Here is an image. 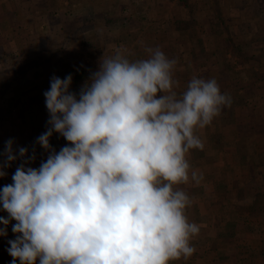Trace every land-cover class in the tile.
Listing matches in <instances>:
<instances>
[{
    "label": "clouds",
    "instance_id": "obj_1",
    "mask_svg": "<svg viewBox=\"0 0 264 264\" xmlns=\"http://www.w3.org/2000/svg\"><path fill=\"white\" fill-rule=\"evenodd\" d=\"M101 58L79 93L72 76L51 77L44 92L49 127L36 142L49 155L39 168L28 149L5 142L0 177L18 158L12 183L0 190V237L11 221V264H170L195 252L200 226L186 212L194 201L180 185L200 184L191 150L198 134L230 107L215 78L192 76L178 93L176 59L145 46ZM53 133L68 144L59 152Z\"/></svg>",
    "mask_w": 264,
    "mask_h": 264
},
{
    "label": "crops",
    "instance_id": "obj_2",
    "mask_svg": "<svg viewBox=\"0 0 264 264\" xmlns=\"http://www.w3.org/2000/svg\"><path fill=\"white\" fill-rule=\"evenodd\" d=\"M123 1L115 0L113 5L103 7V0H0V16L6 13H8L9 18L11 16V20L6 23V26H2V23H0V42L3 43V38L10 35L8 32L12 33L15 29L27 27L23 23H19L15 26L13 25L14 23H12V18H14V15H12L13 13H17V15L23 14L24 18L22 20H31L33 24H35L36 32L34 33L38 36H41V34L45 32V29H47V31L50 30L48 21H45L47 19L53 20L54 24L53 26L51 25V31H54V38H52L53 43L52 46H50V52H53V50H56V41L54 40L64 37L67 31L71 32L68 16L72 13L73 15L75 14L77 22L83 25L79 32H72L71 37L73 39H78L79 36L87 38L90 46L87 47L88 49L82 50L81 45L74 41L72 44L69 43L65 47L66 53H70L71 57L75 60L84 61L86 65H92L93 70H98L99 62L103 56L105 58L113 56L117 48L123 47L129 49L132 53L129 58L132 60L142 59L145 56L143 55L145 54L144 47H151L152 45H156L157 42L159 46L167 44L172 45L177 52L176 55L180 56L177 59V68H187V70H189L188 68H194L196 70L195 74H198V70H209L212 78H215L217 81L219 79L220 82L226 81L228 85L227 89L229 91H236L237 97L236 99L231 97V106L226 107L227 110H224L222 121L218 122V126L222 131L226 129V133L223 131V135H221L223 137L225 134V140H221L214 144L217 149L209 152L205 148V145L209 144L206 142L208 138L207 134L204 132L206 130H199L198 134L204 141V148L203 150H199L201 151L200 160L198 162L200 165L195 169L203 174V179L198 185L193 182L179 186L186 191L194 201L193 205L188 208L186 212L190 222H195L199 226H206V228H202L198 236L192 241L196 248V252L187 260L182 258L178 261H172L170 264H264V260L262 261V259L251 255L252 250L242 253L241 250L246 251V247L240 245L241 243L235 241L231 243L227 238H220L216 235L217 232H215V230L217 229L215 227L218 226L219 216H221L223 211L219 205L220 201L216 202L213 199V204L210 203L212 199L207 200L213 196L214 193L213 197L238 196V201L241 203L244 202L243 206L251 205L253 198L251 192H244L243 196L240 191L235 188V190L232 191L228 189L227 191L219 192L217 191L218 182H229L230 187L238 182L240 183L239 186L245 187L249 185V181H251L249 175H243V172H249L247 169L243 168L246 163H256L257 160L264 163V29H262L264 24V0H215L217 4L216 11H220L218 19L221 23L223 22L226 24L224 29L226 27H236L237 29L235 31L225 29L229 31L227 37L229 34L233 36V43L238 46L237 51H241L238 54L242 59V68L234 66L233 70L230 68L232 64L235 63L232 62L231 59H227V57V60L222 61L223 56L218 53L219 40L215 39L218 38V30L220 29V24L218 23H213V27L216 25L214 31L205 26H200V30L195 32L192 37L189 33L183 35L184 32L182 33L175 28V24L173 26L170 25L168 28L170 30L173 28L170 39L160 38L161 34L157 30L159 27L152 23L157 19L154 17L156 14L160 15L163 13L164 10L169 11L174 4H177L176 0L165 1L167 5H171L167 9L166 6L159 10L153 9L152 6H147L152 0H143L144 3L141 5L147 6L148 9L142 10L138 15H136V13H131L135 21L138 22L134 25L131 22L132 19L130 15L125 18L130 24L127 25V23H125V27L123 28H130L133 37L131 43L127 40L124 41V39H118L120 41L116 43L111 42L113 39L107 35L105 29L111 19L120 18L118 17L120 14H118L119 12L117 9L120 8V11H128L127 6L129 4L136 6L137 3H141L139 0H128V2L122 6L121 2L124 4ZM194 1L195 0H189L191 4V7H189L191 9L192 6H195ZM50 5L54 7L49 15L47 8ZM203 5L204 3L202 7ZM231 5L241 6L243 11L242 14H237L233 19L227 16L226 13L231 9V7H227ZM30 8L31 12L28 11ZM169 13L172 19L183 18L182 16H173L171 11H169ZM211 13L214 14L215 9ZM192 17L194 16L189 15L187 18ZM211 20H213V18H211ZM143 22H147V24ZM232 22H237V26L233 27V24H231ZM164 26L162 27L166 28V25ZM243 27L246 28V30L240 31ZM204 33L212 37V48L209 46V50L212 49L216 54H212V51H209L210 55L203 56L208 52L207 44L204 43V37L202 38ZM198 36L201 40L200 43H197ZM127 37L123 36V38ZM36 41L39 43L38 38H35V42ZM224 45H226L225 47L223 46L225 50L228 47L227 39ZM258 46L260 48L259 50L257 49ZM37 48L41 49L40 45H38ZM77 53L78 57H76ZM89 54H92L97 60L93 61V57H89ZM228 55L232 54L228 53ZM249 56H251L252 59ZM212 62H216V64H214L215 67L218 64V77L211 73L208 64ZM241 69H245L246 71ZM54 75L57 76V73H53L49 76L50 79L46 73L39 75V77L45 76L44 83H48L46 85L50 88V80ZM32 79L37 80V77ZM33 83L35 84V82ZM19 95L21 96V101H24V103L18 108V113L23 115L25 127H23V135L17 138L15 145L19 142L20 145L27 148L28 157H31L33 154L35 155V160L28 163L26 166L39 168L41 162L46 161L49 155V153L36 142L37 137L44 133L49 127L47 123L49 113L45 105V96L38 88L21 92ZM27 101H38L39 103L38 105L35 103L29 105L26 103ZM235 117L238 118L237 122L240 123L241 126L238 123H234ZM30 119L34 120L37 125V130L34 132H28L27 130ZM250 121L256 124L250 127L248 125ZM238 127H240V129H238ZM55 138L56 137H51L49 143L55 151L59 152L68 142L61 135L58 137L59 139L56 140ZM14 148L17 150L18 154L19 147L14 146ZM203 152L206 158L201 157L203 156ZM23 162L22 159L18 158L11 163L7 174L8 183H12V175L16 168ZM256 174L258 175L260 172L257 171ZM200 186L203 187V193L201 194L197 191L195 192V190H200ZM0 190H2V188H0ZM263 204L264 203H261L262 206H264ZM0 209V217L8 218L5 215L6 212L2 210V205H0ZM246 212L247 211H245L244 214H246ZM212 216H215V219L218 217V221L216 222ZM197 220H200V222H197ZM0 227H3V225L0 224ZM11 228L12 225L10 223L7 226V236L0 237V261H2V264H11L13 259L7 251L10 247L8 241L15 239L16 236V234L11 232ZM232 246L234 247L232 248ZM254 254L257 255L259 253L254 252ZM17 264H19V261H17Z\"/></svg>",
    "mask_w": 264,
    "mask_h": 264
},
{
    "label": "trees",
    "instance_id": "obj_3",
    "mask_svg": "<svg viewBox=\"0 0 264 264\" xmlns=\"http://www.w3.org/2000/svg\"><path fill=\"white\" fill-rule=\"evenodd\" d=\"M181 2H187L188 6L191 7V4L187 1V0H180ZM54 6L50 5L47 8V12H49V15L51 14V11L53 9ZM56 7V5H55ZM193 7V6H192ZM12 15H14V18H12V23H14L13 25H18L24 18V15H17V13H13ZM11 18V16H10ZM8 16V13L4 14L3 16H0V23H2V26H6L7 22H10V19ZM68 19L70 21V26H71V32L67 31L64 34V37H61L60 39H55L54 41H56L55 46H56V50H53V52H50L49 50H45L46 48H33L30 51H26V54H23L22 56V63H21V67L19 68L20 71L18 72V66H14L15 68H13L12 72L14 75L13 78H20V80L22 81L21 84L23 85L25 81L31 80L34 77H38L39 75H43L44 73L47 74V76H51L53 73H57V76L60 77L61 79H63L65 76H67L68 74H71L72 76V85L70 88V91L75 92V93H79L82 85L89 79L91 73L93 72V66L92 65H86L84 61H78V60H71L68 59V56L70 53H66V46L70 43L72 44L74 41H76L78 44L81 45L82 50L84 49H88L87 47L90 46V43L88 41L87 38H83L82 36H79L78 39H73L72 36V32H79V30L82 29V23L77 22V19L75 17V14L73 15L71 13V15L69 14ZM175 24V28H177L179 31H181L183 33V35L189 33V35L192 37L194 36V33L199 31L200 27L198 25V21L196 20L195 17L192 18H179L178 20H173L172 21V26ZM250 24V23H248ZM261 24V23H260ZM257 26L259 27V25L257 24ZM165 27V26H164ZM164 27H159L157 28V30L160 32V38L162 39H170L171 36V32L173 30H170L167 26L166 28ZM189 28V29H188ZM197 28V29H196ZM264 29V24H263V28ZM126 37V36H125ZM204 37V43L207 44V50L208 52H206L203 56H207L210 55V52L212 54H216L215 51H213L212 49L209 50V46L210 48H212V37L208 34H203L202 38ZM124 40L126 38H123ZM228 41V47L224 50V55L227 57L228 53H231L233 57H239L240 52L237 51L238 46L236 44L233 43V36L231 34L228 35V37L226 38ZM46 43V40L44 38L43 40ZM39 42H41V40L39 39ZM201 40L199 38V36L197 37V43H200ZM32 43H34V41H32ZM41 44V43H40ZM171 44H167L164 46H159L156 42V45H152L151 47H156L159 46L162 51L165 52V54L170 58V59H177L180 56H177V52L175 51V49L172 47ZM257 49L259 50V46L257 47ZM210 51V52H209ZM214 52V53H213ZM8 53L10 54L9 56H12L13 53H15L14 51L12 52H4L1 48H0V61H2L5 57L8 56ZM6 54V55H5ZM35 55V59L31 60V56ZM144 58H146V54ZM71 56V54H70ZM93 57L92 54H89V57ZM202 56V57H203ZM72 58V57H71ZM8 59L9 58H5ZM97 60V58L95 59L93 57V61ZM30 62H32V64H30ZM178 66V65H177ZM236 66L235 64H232L231 68L233 70V67ZM41 69V70H40ZM189 70H187V68H177L175 67L174 70V79H176L179 82V87H177L175 90L178 93L183 92L186 87L187 84L189 82V80L192 78V76H197V77H202L205 79H210L212 78L210 75L209 70H198L197 73L195 74V69L192 68H188ZM40 72H37V71ZM46 70V72H45ZM50 79V77H49ZM29 82V81H28ZM220 85L221 91L224 93H228L230 94L231 97H233L234 99H236L237 97V92L236 91H229L228 85L226 81H217ZM30 83V82H29ZM20 84V85H21ZM48 84V83H46ZM45 83H43L41 86H36V88H38L41 93H44L45 91H47L49 89V87L46 85ZM35 84L32 85V89H34L35 87H33ZM33 101V100H32ZM32 101H27L26 103L29 105H33V103L38 105V101L32 102ZM24 103V101L22 102ZM21 103V104H22ZM36 105V107H37ZM42 108V107H41ZM227 110V108L225 107L220 116L216 117L212 124L209 126H206L204 131L207 134V141L209 144L205 145V148L207 149V151L211 152L212 150L217 149L214 144H216L217 142L221 141V140H225V134L222 137L221 135H223V131L224 133H226V129H223V131L221 130V128L218 126V122H221L223 119V113ZM225 110V111H224ZM19 116L15 117L14 120H12L11 125L13 128V135L12 137L17 140V138L19 136L23 135V127H25V122L23 121L24 117L23 115H21V113L19 114ZM225 118V117H224ZM33 119V117H32ZM238 118L235 117L234 118V123H238L237 120ZM33 121V120H32ZM249 126L252 127V125L256 124L253 121L248 122ZM240 126L241 124L238 123ZM248 127V126H247ZM249 127V128H250ZM220 129V130H219ZM238 129H240V127H238ZM28 132L32 131H36V127L31 126V124L29 123L28 126ZM33 134V133H31ZM60 135L58 133H53L52 137H56L55 139H59ZM200 152L199 150H191L189 156L187 157L192 168L195 169L198 165H200L198 162L200 160ZM197 154V155H196ZM199 155V156H198ZM202 158H206L205 153L203 152V156H201ZM264 163L257 160L256 163H246L245 169H247V171L249 172H243V175H249V178L251 179L250 184L245 186V187H241L239 186L240 183L236 182L235 184H233L231 187L229 185V182H218V186H217V191L221 192V191H227L229 189V191L231 190H239L240 193L242 194V196L244 195L243 193H247V192H251L253 196L252 198V204L249 206H243L244 202L241 203L240 201H238V196H232V197H221V196H211L209 199L207 200H211L210 203H213V199L217 202L220 201V206L222 208L223 213L221 214V216H219V221H218V217L215 219V216H212L213 219L217 222L218 221V226H216L215 228L217 230H215V232H217V236L220 238H227L228 241L230 240L231 243H233L234 241L237 243H241L240 245H244L246 247V251L241 250L242 253L247 252L248 250H252L251 255L253 257H258L260 259H262V261L264 260V206L261 205V203H264ZM259 171L260 174H256V172ZM8 172H9V167H8ZM236 180V179H235ZM200 190H195V192L197 191L198 193H203V187L200 186ZM235 188V189H234ZM214 204V203H213ZM264 205V204H263ZM226 209V210H225ZM225 210V211H224ZM245 211L247 212L246 214ZM197 222H200V220H197ZM213 226V225H212ZM202 228H206V226H200V230ZM11 232H12V228H11ZM13 233V232H12ZM202 247V246H201ZM234 246H232L233 248ZM254 252H258L259 254L255 255ZM241 253V254H242Z\"/></svg>",
    "mask_w": 264,
    "mask_h": 264
},
{
    "label": "rangeland",
    "instance_id": "obj_4",
    "mask_svg": "<svg viewBox=\"0 0 264 264\" xmlns=\"http://www.w3.org/2000/svg\"><path fill=\"white\" fill-rule=\"evenodd\" d=\"M115 0H103V7L106 6L108 7L109 5H113ZM120 1V0H117ZM123 1V0H122ZM131 1V0H130ZM141 3H137L136 6H132L131 4H129L128 7V11H120V8L117 9V11L119 12L118 14H120L118 17L120 18H113L111 19L110 22H108V26H106L105 31L107 32V35L111 37V39H113V41L116 43L117 41H120L118 39H123V36L128 35V37L124 40V41H128L129 43H131L132 40V34H131V30L129 27L127 28H123L125 27L124 24L127 23L130 24V22H127L125 18H127V16H131V22L135 25L138 21H135L134 16L131 15V13H136V15H138L139 12H141L142 10H147V6H152L153 9L155 10H159V9H163L166 6V9L169 8V5H167L165 3V1H172V0H152L151 3H149L147 6L145 5H141L144 3L143 0H139ZM188 1V0H187ZM124 4L121 2L122 6H124L128 0H124L123 1ZM177 4H174L173 7L169 10L171 11V14L173 16H182L183 19H187V17L189 15H193L196 20L198 21V25L199 26H205L206 28H210L211 30L214 31V28L216 27V25L213 27V23H218L220 24V29L218 30V39L219 40V47H218V53L222 54V61L223 60H227L229 58V60L231 59L232 62L235 63L236 67L238 68H242V64L241 63L242 59L240 57H233L232 55H228L227 59L226 56L224 55V47L226 45H224V42L226 40L227 34L229 33V31H235L237 30L236 27L235 28H228L226 27L225 30L224 26L226 24H224L223 22L221 23L218 19V15L220 14V11L217 12V4L215 0H195V6L192 7V9L188 6V3L186 2H181L180 0H176ZM189 2V1H188ZM204 3L203 7L202 4ZM102 5V4H101ZM139 6V9H138ZM114 7V6H113ZM117 7V6H116ZM229 12L226 13L227 16H229L231 19H233L235 16H237V14H242V8L241 6L238 5H231L227 8H230ZM238 8V9H237ZM215 9V13H211L213 10ZM29 12H31V8L28 10ZM169 11L164 10L163 13H161L160 15H157L154 18H157L155 22H152L155 26L158 27H162L164 25H166L167 27H170V25L172 26V21L173 20H178V19H172V17L170 16ZM133 16V17H132ZM49 18V16H48ZM52 18V17H51ZM211 18H213V20H211ZM172 19V20H171ZM215 20V21H214ZM49 23V27L50 30L47 31V29H45V32H43L41 34V36L36 35V30H35V24H33V22L30 21H21L20 23H23L25 26H27L26 28L23 29H15L13 30L12 33L7 37H4L3 40L4 42L1 43L0 42V48L4 51V52H12L14 51L15 53L12 54V56H9L10 54L8 53V56L5 58H9L8 59H3L2 61H0V153L4 152L5 149V142L8 141L10 138L13 139L14 141H16L12 135H13V128L11 125L12 120L15 119V117L19 116L18 115V108L21 106V96L19 95V93L21 92H25V91H30L32 90V85L34 84L33 82H35V85L33 87L36 88V86H41L44 81H45V76H38L37 80H29L25 81L24 84H21V80L20 78H13L15 74L11 73L13 68H15L14 66H18V72L20 71L19 68L21 67V63L23 61L22 56L23 54H26V51H30L33 48H37L38 45H40L41 48H46L45 50H49L50 46H52L53 43V33L54 31H51V25L53 26L54 22L53 20H49L47 19L45 22ZM129 21V19H128ZM144 24H147V22H143ZM230 24V23H229ZM231 24H233L234 26H237V22H232ZM133 27V26H131ZM30 28V29H29ZM201 28V27H198ZM246 28H242L240 29V31H245ZM52 33V34H51ZM129 33V34H128ZM46 35V36H45ZM35 38H38L41 40V42L37 43V41L35 42ZM45 38L46 43L43 41ZM117 38V39H116ZM52 39V41H51ZM32 41H34V43H32ZM123 41V40H121ZM41 43V44H40ZM218 43V42H217ZM228 43V41H227ZM131 45V44H130ZM224 46V47H223ZM104 52V51H103ZM6 55V54H5ZM78 57V53L76 54ZM35 55L31 56V60H34ZM251 59L252 57L249 56ZM68 59L71 60H75L73 58H71L70 54L68 56ZM30 64H32V62H30ZM216 62H212L209 63V68L211 70L212 75L218 77L219 75V68H218V64L215 65ZM4 66V67H3ZM3 67V68H1ZM41 70V69H40ZM223 70V69H222ZM243 71H246L245 69H241ZM97 71L96 69L93 70V72ZM37 72H40L39 70ZM39 79V80H38ZM21 84V85H20ZM23 89V90H21ZM4 120V122H3ZM29 123L31 124V126L36 127L37 125L35 124L34 120L32 121L31 119L29 120ZM20 139V138H19ZM17 144V143H16ZM14 146H18L23 147L22 145L18 144ZM5 158L0 155V164L4 163ZM4 171L7 172L8 174V167L4 169ZM4 179V180H3ZM8 178L7 175L4 177H0V188H3V186L11 184L7 182ZM3 185V186H2ZM1 210V209H0ZM8 217V213L6 212L5 214ZM11 225H13L14 223H16L14 220L10 222ZM0 264H2V261H0Z\"/></svg>",
    "mask_w": 264,
    "mask_h": 264
}]
</instances>
